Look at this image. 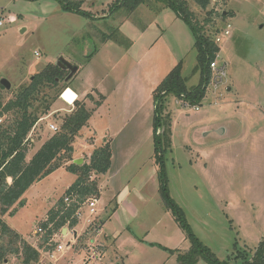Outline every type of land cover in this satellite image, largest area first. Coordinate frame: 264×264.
<instances>
[{
    "label": "rangeland",
    "instance_id": "obj_1",
    "mask_svg": "<svg viewBox=\"0 0 264 264\" xmlns=\"http://www.w3.org/2000/svg\"><path fill=\"white\" fill-rule=\"evenodd\" d=\"M74 1L94 18L63 11L55 0H0V79L10 82L1 99L7 102L31 75L64 58L77 67L70 83L91 94L88 107L101 100L76 136L74 153L88 162L90 140L115 144L111 169L97 182L98 219L91 235L102 264H178L177 254L192 246V237L220 263L249 260L264 241V0H209L205 8L188 1L208 36H221L230 25L217 44L225 77L217 87L208 84L195 104L173 93L157 103L153 96L176 65L187 88L201 82L194 34L173 10L156 0L131 10L120 9L121 0ZM74 98L65 88L52 108ZM62 114L43 117L31 130L26 161ZM15 116L0 113V127ZM154 127L174 208L165 206L155 177ZM75 177L63 166L55 169L28 187L22 207L0 218L30 245H41L35 226ZM77 229L65 259L87 264L91 250ZM69 239L71 234L61 242ZM22 259L9 254L0 264H35ZM196 264L208 262L201 258Z\"/></svg>",
    "mask_w": 264,
    "mask_h": 264
},
{
    "label": "trees",
    "instance_id": "obj_2",
    "mask_svg": "<svg viewBox=\"0 0 264 264\" xmlns=\"http://www.w3.org/2000/svg\"><path fill=\"white\" fill-rule=\"evenodd\" d=\"M63 11L72 12L82 16H89L87 11L80 8L74 0H55ZM144 0H121L118 4L120 9L131 10L140 5ZM164 3L173 10L190 27L195 37V49L197 52V65L201 73V82L187 88L181 73V65H176L161 81L154 90L155 102L167 94L173 93L180 99L190 103H198L204 96L209 84L211 70L210 62L218 54V46L214 37L208 36L202 31V26L194 19L193 11L189 7V0H156ZM195 4L205 8L209 0H194ZM90 17L94 18L90 15ZM105 40V38H104ZM68 70L62 69L54 63L46 64L40 71L35 72L26 84L19 86L13 97L7 102L1 99V92L5 87L0 83V113L13 112L14 120L5 128L0 127V215H12L17 208L25 204L22 198L28 187L47 176L55 169L63 166L75 174L74 181L65 190L64 194L73 195V201L68 209L64 208L63 196L54 203L47 211V220H40L44 227L48 223L52 227L47 230L44 237L63 226L66 218L78 207L79 203L87 197L98 196L96 178L90 180L91 173L98 175L108 171L111 164V147L109 141L103 142L95 147L88 157V162L75 163L74 140L80 130L88 125L89 117L101 100L94 101V107L88 108L84 99H75L69 111H63L58 125V130L53 132L26 161V142L35 125L43 117L54 114L52 106L59 98L62 91L69 87L73 75L65 81ZM87 94L86 98H90ZM157 115V108H156ZM157 117H155V122ZM156 125V123H155ZM170 123L165 122L162 143L165 148L170 147ZM154 153L153 159L156 164V175L159 183V193L165 206L173 207L174 204L167 196L163 170V154L160 141L153 129ZM11 178V183L6 178ZM16 205V206H15ZM103 224V221H102ZM76 220L72 219L68 227L73 228ZM0 263L4 262L9 254H21L24 263H35L38 259L37 250L30 245L20 234L11 229L3 219L0 218ZM190 236H192L190 234ZM192 246L184 253L177 254L178 264H196L201 258L208 264L220 263L213 259L208 249L203 247L192 237ZM39 245V244H38ZM232 264H264V241H260L249 260L244 263L233 262Z\"/></svg>",
    "mask_w": 264,
    "mask_h": 264
},
{
    "label": "built area",
    "instance_id": "obj_3",
    "mask_svg": "<svg viewBox=\"0 0 264 264\" xmlns=\"http://www.w3.org/2000/svg\"><path fill=\"white\" fill-rule=\"evenodd\" d=\"M229 26L230 25L227 24L226 29L223 30L221 36L229 34ZM221 36H215L214 39L217 44L221 41ZM35 54L38 56L37 52H35ZM217 56L209 64L211 70L209 84H214V87L219 86L222 83V79L225 77L224 65L217 62ZM48 127L53 132H56L58 130V126L54 123H49ZM94 177V173H91L89 175L90 180L94 179ZM72 201L73 195H63V204L65 205V209L69 208ZM97 206L98 198L96 196L87 197L84 201L79 203L78 207L71 213L69 217L66 218V223L63 226L54 229L53 232L47 236V238L44 237V234L49 228L52 227V224L48 223L47 226L44 227L41 223H38L37 226H35L33 233L37 238L41 239L42 242L41 245H32L38 252V259L35 264H69V262H67L65 259L66 252L67 250L72 248L75 240L77 239V227L80 228V232H84V236H86V240L88 241V248L89 250H91V252L87 254L88 256L86 258V263L102 264L100 260L102 259L101 255L98 252L94 251V246L97 245L95 243V238H91L92 233L96 232L95 224L96 220L98 219ZM72 219L76 220V225L73 228H70L68 227V224ZM45 220H47L46 216L42 219V221ZM99 228L100 227L98 226V233ZM69 234H71L72 239H69V241L65 243L61 242V240L66 236H69ZM73 234H75V238Z\"/></svg>",
    "mask_w": 264,
    "mask_h": 264
},
{
    "label": "crops",
    "instance_id": "obj_4",
    "mask_svg": "<svg viewBox=\"0 0 264 264\" xmlns=\"http://www.w3.org/2000/svg\"><path fill=\"white\" fill-rule=\"evenodd\" d=\"M54 64H55V62H54ZM67 88H69V89H71L73 92H74V94H75V98L74 99H77V98H79V99H81V98H84V100H85V104H86V106L88 107V102H87V100L86 99H88V98H86V95L87 94H90V92L88 93L85 89L84 90H81V89H79V88H77V87H75L74 85H72L71 83L69 84V87H67ZM60 101H61V98H60ZM65 106H71V104H68V103H62V104H60V108H56V109H54L55 111H68L67 109H65L66 107ZM89 108V107H88ZM37 125V124H36ZM105 140L106 139H104L103 140V142H105ZM106 141H109V140H106ZM102 142V143H103ZM101 143V144H102ZM88 144H89V147H90V151L89 152H87V153H85V154H91V152H92V150L95 148V147H97L96 146V144H94V141H91L90 140V142H88ZM99 146V145H98ZM110 147H111V164H110V167H109V169H108V171L111 169V165H112V157H113V153H114V151H115V144H113V143H111L110 144ZM89 155H88V157H89ZM78 158H80V159H82V156L81 155H77V154H75L74 153V160L75 159H78ZM83 161V160H82ZM85 161H86V159H85ZM154 165H155V163H154ZM156 170H157V168L155 167V169H154V171H155V177L157 178V175H156ZM107 171V172H108ZM99 177H100V175H98L97 177H95L96 179H97V182H98V180H99ZM158 181V180H157ZM69 187V186H68ZM98 191H99V187H98ZM98 195H99V192H98ZM139 196H140V194H139ZM97 198H98V196H97ZM124 199H125V196H124V198L121 200V202L123 203V201H124ZM140 199H142L143 201H145V197L144 196H140ZM98 204H99V199H98ZM117 204V206H118V202L116 203ZM101 220H103V218H100ZM103 222H104V220H103ZM103 225V224H102ZM18 233V232H17ZM18 234H20V233H18ZM20 235H22V234H20Z\"/></svg>",
    "mask_w": 264,
    "mask_h": 264
},
{
    "label": "water",
    "instance_id": "obj_5",
    "mask_svg": "<svg viewBox=\"0 0 264 264\" xmlns=\"http://www.w3.org/2000/svg\"><path fill=\"white\" fill-rule=\"evenodd\" d=\"M55 64L57 66H59L60 68L62 69H65V70H68V74L67 76L65 77V81H67L77 70V67L76 66H73L71 65L69 62H67V60H65L64 58H59ZM0 83L7 89L10 88V82L6 79V78H1L0 79ZM75 163L79 164L82 162V159L78 158V159H75L73 160Z\"/></svg>",
    "mask_w": 264,
    "mask_h": 264
}]
</instances>
